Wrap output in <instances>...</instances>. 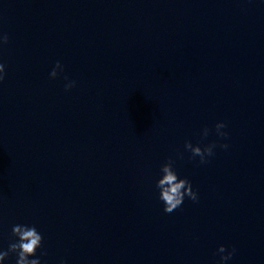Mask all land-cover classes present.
Masks as SVG:
<instances>
[{
  "label": "clouds",
  "instance_id": "obj_1",
  "mask_svg": "<svg viewBox=\"0 0 264 264\" xmlns=\"http://www.w3.org/2000/svg\"><path fill=\"white\" fill-rule=\"evenodd\" d=\"M8 43V36L6 34L0 36V46ZM58 71H63V66L59 61L56 62L55 67L50 72V78L55 79L58 76ZM5 76V65L0 63V82H3ZM67 79V77H65ZM75 87V81H71L65 85V91L70 90ZM227 125L224 122H218L215 125L216 133L220 137H226L227 133L221 131ZM209 129L205 128L203 130V135L206 137L208 135ZM186 150H189L192 154V158L200 157V163H207V157L214 154L215 143L207 144L203 148L199 145H193L190 141H186L184 145ZM220 147L227 149L228 144H220ZM181 158L182 154H180ZM173 161L169 160L167 163L162 165L161 172L162 176L157 181L156 187L159 189V199L164 206V211L166 213H172L174 210L179 208L183 202L184 198L187 196L192 201H198V194L193 190L191 182L187 178H179L176 171L173 168ZM12 236L18 238V242H12L9 244L7 251H0V261L5 260L10 253L17 254L16 264H41L40 260L29 259L36 255V250L41 247L42 236L37 231L35 226L26 225H14L12 228ZM219 253H225L226 248L224 245H220L218 248ZM235 249L233 248L231 252L226 255L221 256V261L226 262L231 259L234 254ZM61 264H64L62 261Z\"/></svg>",
  "mask_w": 264,
  "mask_h": 264
}]
</instances>
